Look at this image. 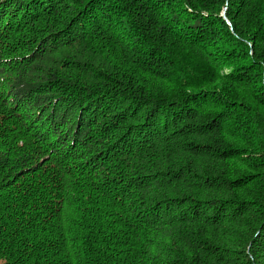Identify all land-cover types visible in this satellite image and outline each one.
<instances>
[{
    "label": "trees",
    "instance_id": "trees-1",
    "mask_svg": "<svg viewBox=\"0 0 264 264\" xmlns=\"http://www.w3.org/2000/svg\"><path fill=\"white\" fill-rule=\"evenodd\" d=\"M0 264H264V0H0Z\"/></svg>",
    "mask_w": 264,
    "mask_h": 264
},
{
    "label": "water",
    "instance_id": "water-1",
    "mask_svg": "<svg viewBox=\"0 0 264 264\" xmlns=\"http://www.w3.org/2000/svg\"><path fill=\"white\" fill-rule=\"evenodd\" d=\"M225 15V14H224Z\"/></svg>",
    "mask_w": 264,
    "mask_h": 264
}]
</instances>
